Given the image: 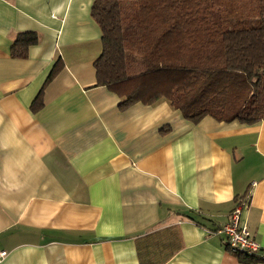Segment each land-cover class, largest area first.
<instances>
[{
    "label": "crops",
    "instance_id": "1",
    "mask_svg": "<svg viewBox=\"0 0 264 264\" xmlns=\"http://www.w3.org/2000/svg\"><path fill=\"white\" fill-rule=\"evenodd\" d=\"M92 3L0 0V264H246L210 230L249 193L240 221L264 248V119L120 108L95 85Z\"/></svg>",
    "mask_w": 264,
    "mask_h": 264
},
{
    "label": "trees",
    "instance_id": "2",
    "mask_svg": "<svg viewBox=\"0 0 264 264\" xmlns=\"http://www.w3.org/2000/svg\"><path fill=\"white\" fill-rule=\"evenodd\" d=\"M90 14L101 34L95 85L113 91L120 108L164 98L191 122L264 119V0H93ZM36 41L19 32L11 54L25 57ZM61 66L58 58L31 111Z\"/></svg>",
    "mask_w": 264,
    "mask_h": 264
},
{
    "label": "built area",
    "instance_id": "3",
    "mask_svg": "<svg viewBox=\"0 0 264 264\" xmlns=\"http://www.w3.org/2000/svg\"><path fill=\"white\" fill-rule=\"evenodd\" d=\"M249 193L239 198L235 207L229 212L227 220L210 230L212 234L221 235L225 245L233 253L253 255L264 259V248L251 237L245 224H241L240 216L243 208L247 205ZM6 251H0V258L5 256Z\"/></svg>",
    "mask_w": 264,
    "mask_h": 264
}]
</instances>
